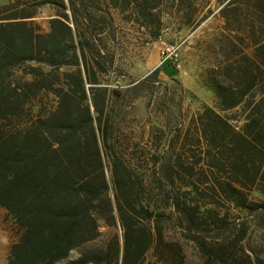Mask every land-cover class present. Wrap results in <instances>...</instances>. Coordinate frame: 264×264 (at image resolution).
Here are the masks:
<instances>
[{"label": "trees", "instance_id": "trees-1", "mask_svg": "<svg viewBox=\"0 0 264 264\" xmlns=\"http://www.w3.org/2000/svg\"><path fill=\"white\" fill-rule=\"evenodd\" d=\"M167 1L185 0H0V207L18 236L8 264H188L181 239L203 264H264L247 243L249 221L264 231V0H218L223 55L209 84L242 126L204 104L175 133L164 115L130 121L141 81L105 82L119 58L96 29L112 10L160 23ZM51 4L44 29L38 9Z\"/></svg>", "mask_w": 264, "mask_h": 264}, {"label": "rangeland", "instance_id": "rangeland-1", "mask_svg": "<svg viewBox=\"0 0 264 264\" xmlns=\"http://www.w3.org/2000/svg\"><path fill=\"white\" fill-rule=\"evenodd\" d=\"M171 5V1H167L163 7L160 23L149 21L145 26L129 9L125 12L112 10L113 17L108 14L101 17L96 28L100 31L98 42L107 57L117 54L120 65L119 70L111 69L104 78L105 82L112 87H128L141 81L127 100L136 101V113L129 116L133 122L136 115L145 123L164 115L170 130L175 133L181 126H187L201 107L208 104L232 117L234 124L241 127V108L231 111L220 109L215 91L209 84L212 70L223 55L219 41L224 31L220 15L222 4L218 0H185L179 6ZM58 11L52 4L38 9V20L44 29L48 28L46 19ZM196 13L208 15L196 22L193 20ZM191 16L194 18L190 20ZM166 55L171 62L170 70H163L142 83L162 64ZM131 81L135 82L131 84ZM49 102L53 103V98ZM235 214L237 212L232 211V216ZM251 223L248 222L250 235L247 243L257 253L264 254V231L252 228ZM17 237L14 220L6 209L0 207V264H8L10 248ZM181 240L188 264H203L195 245ZM77 254L73 251L71 255L75 257ZM59 264H65V261Z\"/></svg>", "mask_w": 264, "mask_h": 264}, {"label": "built area", "instance_id": "built-area-1", "mask_svg": "<svg viewBox=\"0 0 264 264\" xmlns=\"http://www.w3.org/2000/svg\"><path fill=\"white\" fill-rule=\"evenodd\" d=\"M164 54H166V53L164 52ZM167 58H168V55H166V56L164 57V60L167 59Z\"/></svg>", "mask_w": 264, "mask_h": 264}]
</instances>
